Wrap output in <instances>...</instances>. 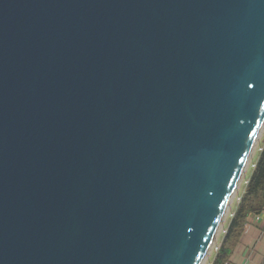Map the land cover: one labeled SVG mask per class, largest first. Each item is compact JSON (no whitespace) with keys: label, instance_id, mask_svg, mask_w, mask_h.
I'll use <instances>...</instances> for the list:
<instances>
[{"label":"water","instance_id":"1","mask_svg":"<svg viewBox=\"0 0 264 264\" xmlns=\"http://www.w3.org/2000/svg\"><path fill=\"white\" fill-rule=\"evenodd\" d=\"M264 126V0H0V264H204Z\"/></svg>","mask_w":264,"mask_h":264},{"label":"trees","instance_id":"2","mask_svg":"<svg viewBox=\"0 0 264 264\" xmlns=\"http://www.w3.org/2000/svg\"><path fill=\"white\" fill-rule=\"evenodd\" d=\"M264 207V142L251 172L244 193L230 219L223 242L212 264H222L230 252L231 244L240 234L246 218L251 213H259Z\"/></svg>","mask_w":264,"mask_h":264},{"label":"crops","instance_id":"3","mask_svg":"<svg viewBox=\"0 0 264 264\" xmlns=\"http://www.w3.org/2000/svg\"><path fill=\"white\" fill-rule=\"evenodd\" d=\"M227 247L230 252L222 264H264V207L247 216L240 234Z\"/></svg>","mask_w":264,"mask_h":264},{"label":"rangeland","instance_id":"4","mask_svg":"<svg viewBox=\"0 0 264 264\" xmlns=\"http://www.w3.org/2000/svg\"><path fill=\"white\" fill-rule=\"evenodd\" d=\"M263 142H264V126L259 134L258 140L253 148V151L248 159L247 165L244 169V172L240 178V181L238 183V187L231 199V202L229 204L228 210L226 211L222 222L220 224V227L218 228V231L216 233V236L214 237V241L212 243V246L209 250L208 256L204 262V264H209L213 262V257L214 255L217 253V251L219 250V248L222 245L224 236L226 234L227 228H228V224L230 219L233 217L234 215V211L244 193V189L247 185V182L249 180V177L251 175V172L253 171L254 167H255V162L258 158L259 152L263 146Z\"/></svg>","mask_w":264,"mask_h":264},{"label":"built area","instance_id":"5","mask_svg":"<svg viewBox=\"0 0 264 264\" xmlns=\"http://www.w3.org/2000/svg\"><path fill=\"white\" fill-rule=\"evenodd\" d=\"M209 264H211V263H209Z\"/></svg>","mask_w":264,"mask_h":264}]
</instances>
